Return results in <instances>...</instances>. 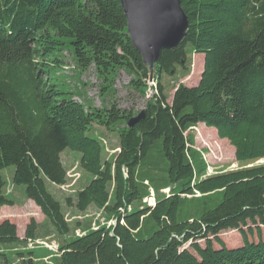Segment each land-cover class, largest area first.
I'll return each instance as SVG.
<instances>
[{
  "label": "trees",
  "instance_id": "16d2710c",
  "mask_svg": "<svg viewBox=\"0 0 264 264\" xmlns=\"http://www.w3.org/2000/svg\"><path fill=\"white\" fill-rule=\"evenodd\" d=\"M182 6L186 39L163 52L156 92L144 118L129 127L138 112L87 107L61 74L68 51L79 70L95 68L102 97L114 93L125 71L131 89L146 98L149 70L121 0H0V208L16 204L2 176L14 166V184L26 187L25 198L63 238L56 264H264V163L254 164L264 160V0H182ZM190 50L205 56L201 80L194 87L180 83L170 103L163 76L179 67L189 76ZM201 123L235 148L238 168L206 175L192 134ZM94 125L119 135L109 158L102 138L90 135ZM67 149L81 154L82 170L93 176L67 205L80 214L95 207L113 224L91 229L78 220L74 227L48 190L47 183L68 182ZM152 191L155 206L144 201ZM76 228L86 233L72 235ZM38 230L32 218L21 240L17 225L5 220L0 244L33 242ZM234 231L243 245L231 248L221 233ZM255 234L257 242L250 240ZM18 255L20 264H36L35 250Z\"/></svg>",
  "mask_w": 264,
  "mask_h": 264
},
{
  "label": "rangeland",
  "instance_id": "374dc122",
  "mask_svg": "<svg viewBox=\"0 0 264 264\" xmlns=\"http://www.w3.org/2000/svg\"><path fill=\"white\" fill-rule=\"evenodd\" d=\"M63 55L66 66L61 74L65 76L64 80L66 84L70 86L71 91L75 94V100L84 103L87 107L91 106L95 108H103L104 106L111 107L113 104H117L119 108L126 111H134L135 113H140V111L144 109L147 98L150 97V87L146 98H141L130 87L132 76L125 71H120L115 80L114 93L111 95L106 94L102 97V79L97 76L95 68L91 67L88 71L83 72L76 67L75 60L70 52L64 51ZM202 57L205 58L204 54L193 53L192 50H190V69L188 72H191V74L189 76L184 77L185 73L182 69H180V67L174 76H163L162 83L164 84L166 94L169 96L170 103L173 99L175 87L180 83L189 87L198 85L201 73L203 72V70H200ZM148 83L149 86L151 85V89L155 90V80L148 81ZM209 130L214 134H210ZM215 130V128L207 127L205 124L201 123L192 131V134L196 137L195 148L203 153V156L208 164L206 175L236 169L240 165L236 160L235 148L228 140H220L219 136H217L218 133H216L217 130L216 132ZM90 135L96 139L102 138L106 141L105 158H109L111 155H114L116 151H118L119 135L117 132L109 131L99 125H94ZM80 158V153L71 151L70 149L65 150L62 154V159L68 170V182L63 186H56L52 183H47L48 190L62 202L66 216L74 227L78 220L82 222L84 228L95 229L96 227H100L102 225H111L115 221L113 219H109L101 210L95 207H90L87 213L80 214L75 208L69 207L66 203V199L69 197H72L75 200L77 192L84 188L93 179L91 174L82 170L80 166ZM258 163H264V160L257 161L254 164ZM254 164H249V166ZM14 174V166H9L2 171V176L6 181L5 192H7L6 194L10 199L16 202L13 208L11 206L10 207L18 214L16 222L19 227V233L22 234L26 228L27 218L35 215L36 213L30 208H26L27 206L23 202L26 187L14 184ZM164 192L169 193L170 190L166 189ZM144 201L148 203L146 199ZM25 209L30 210L28 211L29 214L24 215L26 213ZM84 233H86L84 229L76 228L72 232V235H83ZM225 233L226 232L221 233V238L225 241L228 247L234 248L243 245L242 237L238 231H234L230 234L227 233L226 235ZM259 239L260 238L257 234L250 237V240L255 242ZM261 239L264 240V228ZM62 240V237L55 234L53 225L49 221L45 220L44 224L39 227L37 238L33 242L34 245H44L48 248H58L59 250ZM19 243L22 245L15 249L17 252L35 250V252L38 253V256L41 252L52 254L50 251H47V248L45 249V247H36L35 249H32V241L30 240H24V242L20 241ZM215 247L218 248L219 246L216 244ZM8 249L9 248L6 246L1 247L0 244V264H4L5 262V259L1 254H6ZM7 256L9 259L12 258V254H7ZM52 261V264H56V259L52 258ZM36 264H45V261H37Z\"/></svg>",
  "mask_w": 264,
  "mask_h": 264
},
{
  "label": "water",
  "instance_id": "95a60500",
  "mask_svg": "<svg viewBox=\"0 0 264 264\" xmlns=\"http://www.w3.org/2000/svg\"><path fill=\"white\" fill-rule=\"evenodd\" d=\"M121 1L132 43L149 70V81H153L163 52L179 47L186 39L189 18L182 0ZM144 116L143 109L129 121L128 126L133 127Z\"/></svg>",
  "mask_w": 264,
  "mask_h": 264
},
{
  "label": "crops",
  "instance_id": "0c3cea01",
  "mask_svg": "<svg viewBox=\"0 0 264 264\" xmlns=\"http://www.w3.org/2000/svg\"><path fill=\"white\" fill-rule=\"evenodd\" d=\"M204 66H205V58L202 57L201 69L200 70H204ZM201 76H202V74H201ZM200 80H201V77H200ZM23 202H24V204H26V206H27L26 208H30L31 210L35 211L36 214L31 216V217H29V218H27V220H26V228H25L24 233H22V234L19 233V227H18V224L16 222V218H17L18 214L16 213V211L12 210L13 207L11 208L10 206H3L2 208H0V224L3 223L5 220H10L12 223L16 224L17 228H18V237L21 240L25 237L27 226L30 223L32 218H34L37 221L39 227H41L42 224H44V221H45V215L42 213L40 207L37 206L36 203L33 200H27L26 198H24ZM25 210H26V213L24 215L29 214L28 211H30V210L29 209H25ZM20 245H22V244H20V243L18 244L17 243V244L12 245V246H10V245H1V247L6 246L7 248H9L7 250V252H6V254H12V258L10 259V262H12L14 264H20L19 261H21V257L18 254L22 253L23 251L17 252L15 250ZM46 250L50 251V253H52V254H49V253H46V252H41V253H39V256H41V257H39L38 253L35 252V255L33 256L35 262L44 260L45 264H52V262H53L52 258L54 256L53 254L59 255L58 252H54V251L49 250V249H46ZM26 258H27V256H26Z\"/></svg>",
  "mask_w": 264,
  "mask_h": 264
},
{
  "label": "built area",
  "instance_id": "2783aa9c",
  "mask_svg": "<svg viewBox=\"0 0 264 264\" xmlns=\"http://www.w3.org/2000/svg\"><path fill=\"white\" fill-rule=\"evenodd\" d=\"M150 84H151V82H150ZM150 91L151 92H150L149 96H152L156 92V90H152L151 89V85H150ZM103 142H104V144L106 143L105 140H103ZM146 200L148 201V204L149 205L155 206V204H156V198H155L154 191H152L151 196L149 198H147ZM97 228L98 227H96L95 229H97ZM36 247H45V248H47L49 250H52L54 252H58V248H48L47 246H44V245H34V242H32V249H35Z\"/></svg>",
  "mask_w": 264,
  "mask_h": 264
}]
</instances>
